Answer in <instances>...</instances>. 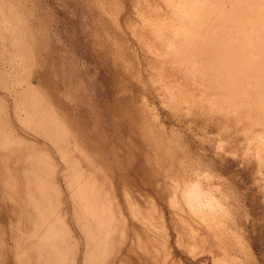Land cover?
I'll return each instance as SVG.
<instances>
[{
    "label": "rangeland",
    "instance_id": "1",
    "mask_svg": "<svg viewBox=\"0 0 264 264\" xmlns=\"http://www.w3.org/2000/svg\"><path fill=\"white\" fill-rule=\"evenodd\" d=\"M263 28L264 0H0V264H264Z\"/></svg>",
    "mask_w": 264,
    "mask_h": 264
},
{
    "label": "bare ground",
    "instance_id": "2",
    "mask_svg": "<svg viewBox=\"0 0 264 264\" xmlns=\"http://www.w3.org/2000/svg\"><path fill=\"white\" fill-rule=\"evenodd\" d=\"M244 6H245V3H244ZM239 9V8H238ZM241 10V9H240ZM242 11H244V10H242ZM253 12V11H252ZM245 13V12H244ZM243 13V14H244ZM237 14V13H236ZM252 14V13H251ZM239 15V14H238ZM246 15H247V13H246ZM237 16V15H236ZM255 16V15H254ZM200 17V16H199ZM247 17V16H246ZM254 18V17H253ZM237 19V18H236ZM239 20V19H238ZM241 20V19H240ZM233 21V20H232ZM247 21V20H246ZM259 21H261V19L259 20ZM241 23H242V21H240ZM248 22V21H247ZM239 24V23H238ZM241 25V24H240ZM239 25V26H240ZM246 25H248V24H246ZM254 26V25H253ZM263 27V26H262ZM235 28V27H234ZM246 28V27H245ZM244 29V28H243ZM263 30H264V28H263ZM244 32V31H243ZM257 32V31H256ZM238 33V32H237ZM249 33V32H248ZM242 35V34H241ZM247 35H249V34H247ZM243 36V35H242ZM242 36H241V39H242ZM240 39V40H241ZM258 39V38H257ZM257 42V41H256ZM255 43V42H254ZM258 43H260V42H258ZM264 44V43H263ZM262 44V45H263ZM260 46V45H259ZM249 48V47H248ZM246 49V48H245ZM257 49H258V47H257ZM253 51V50H252ZM257 51V50H256ZM254 54H256V56H257V53H254ZM263 57V56H262ZM254 58V57H253ZM264 59V58H263ZM219 62V61H218ZM219 64V63H218ZM239 67V66H238ZM219 68H221V67H219ZM263 69V68H262ZM219 71H220V69H219ZM220 73V72H219ZM260 73V72H259ZM217 74V73H216ZM260 75V74H259ZM242 76V75H241ZM261 77V76H260ZM262 78V77H261ZM264 78V77H263ZM257 79V78H256ZM261 80V79H260ZM253 81V80H252ZM263 81H264V79H263ZM18 114V113H17ZM12 117V116H11ZM23 120V119H22ZM21 120V121H22ZM39 124V123H38ZM42 127V126H41ZM36 128H38V127H36ZM50 137V136H49ZM53 138V137H52ZM49 139V138H48ZM54 139V138H53ZM49 141V140H48ZM14 142V141H13ZM49 147V146H48ZM46 155V154H45ZM40 156V155H39ZM42 159H44V158H42ZM46 161V160H45ZM48 161H50V160H48ZM47 163V162H46ZM50 163V162H49ZM44 164V163H43ZM44 166V165H43ZM51 166H52V164H51ZM54 172V171H53ZM74 172V171H73ZM45 173V172H44ZM74 182V181H73ZM74 185V184H73ZM69 186V185H68ZM75 191V190H74ZM34 192V191H33ZM71 192H69V194H70ZM73 194V193H72ZM78 194V193H77ZM80 196V195H79ZM52 197H54V196H52ZM72 197H73V195H72ZM77 198V197H76ZM48 200V199H47ZM80 200V199H79ZM78 200V201H79ZM83 199H81V201H82ZM54 203V202H53ZM52 203V204H53ZM43 206V205H42ZM46 206V205H45ZM56 206V205H55ZM73 206V205H72ZM80 206V205H79ZM94 207V206H93ZM194 207H195V205H194ZM45 208V207H44ZM74 208V207H73ZM81 208V207H80ZM81 210V209H80ZM54 211V210H53ZM57 211V210H56ZM61 212V211H60ZM94 212V211H93ZM44 213H46V212H44ZM123 213V212H122ZM48 214V213H47ZM52 215H53V213H51ZM32 215V214H31ZM74 216H76V215H74ZM80 216V215H79ZM125 216V215H124ZM136 217H138V216H136ZM55 218V217H54ZM69 218V217H68ZM81 218H82V216H81ZM139 218V217H138ZM150 218V217H149ZM52 219V218H51ZM69 221V220H68ZM76 221V220H75ZM130 221V220H129ZM123 222V221H122ZM126 222V221H125ZM125 224V223H124ZM130 224V223H129ZM77 225H78V223H77ZM81 225H82V223H81ZM123 225V224H122ZM121 225V226H122ZM67 226V225H66ZM83 226V225H82ZM147 227V226H146ZM150 227V226H149ZM138 229V228H137ZM149 229V228H148ZM134 231V230H133ZM147 231V230H146ZM153 232V231H152ZM151 232V233H152ZM128 233V232H127ZM138 233V232H137ZM141 233V232H140ZM143 233V232H142ZM121 234V233H120ZM140 235V234H139ZM149 235V234H148ZM141 236V235H140ZM134 237V236H133ZM152 237H153V235H152ZM135 238V237H134ZM129 239V238H128ZM136 239V238H135ZM81 240V239H80ZM92 239H90V241H91ZM93 241V240H92ZM80 242V241H79ZM134 242V241H133ZM85 243H86V241H85ZM102 243V242H101ZM94 244V243H93ZM98 244V243H97ZM143 244V243H142ZM159 244V243H158ZM140 246V245H139ZM92 247V246H91ZM94 247V246H93ZM155 248V247H154ZM93 249V248H92ZM121 249H122V247H121ZM149 249V248H148ZM128 250H130V249H128ZM140 250V249H139ZM150 250V249H149ZM131 251V250H130ZM135 251V250H134ZM88 252H89V250H88ZM131 253V252H130ZM135 253V252H134ZM137 253V252H136ZM86 255V254H85ZM132 256V255H131ZM161 257V256H160ZM173 257V256H172ZM64 259H66L67 260V258H64ZM175 260H176V258H175ZM87 261V260H86ZM120 261H122V260H120ZM127 261V260H126ZM153 261V260H152ZM164 261V260H163ZM124 263V262H123ZM142 263V262H141ZM90 264V263H89Z\"/></svg>",
    "mask_w": 264,
    "mask_h": 264
},
{
    "label": "crops",
    "instance_id": "3",
    "mask_svg": "<svg viewBox=\"0 0 264 264\" xmlns=\"http://www.w3.org/2000/svg\"><path fill=\"white\" fill-rule=\"evenodd\" d=\"M37 112H41V110H38ZM42 114H40V116L37 118V119H39V120H41L42 122H46V117H45V115L43 116V112H41Z\"/></svg>",
    "mask_w": 264,
    "mask_h": 264
}]
</instances>
